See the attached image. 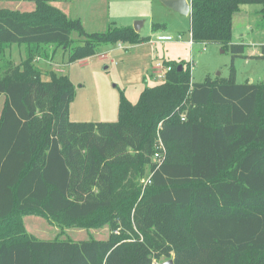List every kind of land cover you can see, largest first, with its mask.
Instances as JSON below:
<instances>
[{"label": "trees", "instance_id": "16d2710c", "mask_svg": "<svg viewBox=\"0 0 264 264\" xmlns=\"http://www.w3.org/2000/svg\"><path fill=\"white\" fill-rule=\"evenodd\" d=\"M0 1L37 4L34 14L0 13V49L62 47L73 63L102 44L150 40L133 27L90 33L49 0ZM190 1L192 43L232 52L227 79L195 83L189 64L164 61L163 82L137 104L123 97L117 122L93 123L70 119L68 76L44 80L30 59L0 78V264H264V83L238 84L235 66L264 59V46L249 57L232 40L242 6L260 7L264 29V0ZM27 215L113 231L105 240H40L26 233Z\"/></svg>", "mask_w": 264, "mask_h": 264}, {"label": "rangeland", "instance_id": "374dc122", "mask_svg": "<svg viewBox=\"0 0 264 264\" xmlns=\"http://www.w3.org/2000/svg\"><path fill=\"white\" fill-rule=\"evenodd\" d=\"M163 1L165 0H49V7L60 11L68 19H80L90 33L105 31L109 26L134 28L135 23L141 21L144 24L140 35L150 37V40L136 45L128 42L102 44L88 59L73 63L68 61L70 50L62 47L31 48L14 45L2 48L0 78L8 69L21 68L30 59L43 73L44 80H49L50 72L58 77L68 76L75 89L70 105V119L93 123L117 122L123 97L132 104H137L145 88L163 82L151 76L157 61L189 64L192 81L195 83L206 79L229 78L232 52L223 50L218 44L193 45L190 17L170 10ZM255 9H259V6L245 5L243 12L241 10L233 20V43L248 45V54L261 53V46L264 45V29L258 26L260 17L255 14ZM36 12L37 4L34 2L0 1V13L21 16ZM252 20L254 31L250 29ZM153 24H162L164 31L153 32ZM246 25L248 30L245 29ZM245 31L248 32L247 35L244 34ZM161 35L172 37L173 40L161 43L157 39ZM101 55H107V58H101ZM235 66L238 84H244L250 78L256 83L264 81V59H237ZM5 100V96L0 98V109ZM116 180L119 181V177ZM145 180L146 178L141 180V185ZM115 213L116 211L113 212ZM22 221L28 235L47 241L60 236L75 241L88 238L105 240L113 231L110 225L101 229L64 228L39 215L23 216Z\"/></svg>", "mask_w": 264, "mask_h": 264}, {"label": "built area", "instance_id": "2783aa9c", "mask_svg": "<svg viewBox=\"0 0 264 264\" xmlns=\"http://www.w3.org/2000/svg\"><path fill=\"white\" fill-rule=\"evenodd\" d=\"M158 41L161 43H166L170 42L173 40L172 37L169 36H158L157 37ZM193 44V43H192ZM101 58H107V55H101ZM170 67H166L163 61L158 62L155 67L153 68L152 75L156 79H161L164 80L166 77V74L168 71H170ZM183 120H185V117H183ZM164 152H165V146L161 140L158 142V146L156 148V153L154 154V163L161 164L163 159H164ZM152 184V176L149 174L148 177L146 178L145 182L143 183V191Z\"/></svg>", "mask_w": 264, "mask_h": 264}, {"label": "water", "instance_id": "95a60500", "mask_svg": "<svg viewBox=\"0 0 264 264\" xmlns=\"http://www.w3.org/2000/svg\"><path fill=\"white\" fill-rule=\"evenodd\" d=\"M163 4L170 10L177 12L183 16H190L191 14V1L188 2L187 0H165L163 1ZM143 24L144 22L141 21L135 23L134 30L136 33L140 34ZM179 70L182 71V66L179 67ZM163 264H174V261L169 260L167 262H164Z\"/></svg>", "mask_w": 264, "mask_h": 264}, {"label": "crops", "instance_id": "0c3cea01", "mask_svg": "<svg viewBox=\"0 0 264 264\" xmlns=\"http://www.w3.org/2000/svg\"><path fill=\"white\" fill-rule=\"evenodd\" d=\"M248 8V7H247ZM242 12H243V6H242ZM255 14L257 15V16H259L260 17V15H259V12H260V7H259V9H255ZM254 20H252V22L250 23V29H251V31H254L253 30V28H254V22H253ZM249 23V22H248ZM245 29H247L248 30V26L246 25V28ZM245 35H247L248 34V32H246L245 31V33H244ZM243 35V34H242ZM235 44H240V43H235ZM245 46H246V44H244ZM264 45H262L261 47H263ZM248 47V45L246 46V48ZM262 52H263V50L261 51V53H255V52H253V53H246V55L247 56H249V57H259V56H261L262 55ZM254 60V59H253ZM84 61V60H83ZM156 63H158V61L156 62ZM151 76H153L152 74H151ZM154 77V76H153ZM155 78V77H154ZM247 82H249V83H256L257 81H255L253 78L251 79L250 78V80H247ZM260 83H264V81L263 80H261V82ZM2 110H3V106H2V108L0 109V118H1V113H2Z\"/></svg>", "mask_w": 264, "mask_h": 264}]
</instances>
